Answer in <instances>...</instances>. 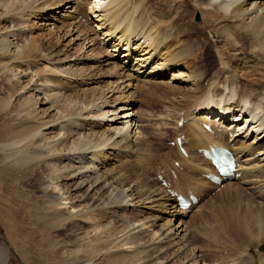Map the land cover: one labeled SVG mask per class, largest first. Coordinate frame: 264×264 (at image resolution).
<instances>
[{
  "label": "bare ground",
  "instance_id": "6f19581e",
  "mask_svg": "<svg viewBox=\"0 0 264 264\" xmlns=\"http://www.w3.org/2000/svg\"><path fill=\"white\" fill-rule=\"evenodd\" d=\"M152 1L0 0V72L6 73L7 82L15 80L11 87L21 89L22 101L25 99L22 107L12 108L17 123L8 130L11 136L9 139L7 137L3 146V157L9 158L23 175L35 174L33 184L43 194L41 200L50 210L49 220L73 222L90 219L97 225L74 233V236L80 234L76 238L80 242V249L75 251L83 254V264L93 263L92 255L96 250L93 248V235L97 236L96 240L109 235L103 253L94 254L100 256V259L113 256L109 264H116L117 261L120 264H140L138 261L142 257H150L151 261L171 258L177 264H241L243 261L240 257L238 261L232 258L225 263L205 259L202 253L205 250L192 246L194 242L191 244L188 223L200 206L203 195L206 198L217 188L219 191L223 189L225 194L236 190L235 187L237 190L240 188L254 202L264 204V91L257 90L264 83L257 81L258 87L250 86V90L254 91L252 93L247 89V84L242 82L249 78H245L249 73L262 75L264 81V69H258L262 63L253 67L243 65L238 56L245 50H250L251 54L264 52V5L260 0H189L186 3L182 0ZM191 6L204 7L205 20L201 25L207 27L209 33L219 39L218 42L223 43L220 44L221 49L238 51L235 54L237 57L226 62L223 59H229L228 54L226 56L224 52H216L217 67L200 63L202 57L205 56L206 60L209 58L205 45L215 50L218 48L216 44L207 41L208 37H200L187 23L188 7ZM63 7L65 11L69 9V14L66 13L68 15L60 14L66 17L65 23L27 39L29 32L24 28V16H41L48 9L56 13ZM85 8H88V12ZM89 16L94 22L91 28L86 27L81 20H88ZM73 28H76L75 32H82L77 33L80 37L71 38ZM10 35L17 36V40L12 42ZM53 38L68 39L70 44L81 38L82 42L89 39V45H99L101 57L96 60L91 58L93 64L82 67L85 58L78 53L84 46L80 44L81 50L76 54L70 52L74 54L70 55L68 47L64 51L61 47L53 49ZM104 46L112 47V50L107 53ZM120 50L123 52L122 58L117 61L116 52ZM98 67L105 68L102 70L106 72L105 76L95 71ZM29 70L34 73L30 74ZM167 74L170 77L165 78ZM99 78L105 81V84L101 81L103 86L98 85ZM41 85H47V88L41 90L43 93L49 92L50 88V91H56V98L48 108L41 107L45 103L38 98ZM150 87L166 88L171 95H157L160 98L157 101L164 108V113L159 112L164 114V118L158 120L160 124H144L142 121H149V118L135 108L142 101L140 97L152 94ZM10 100V96L1 98V107L9 104ZM51 106L57 109L56 113L50 114ZM108 117L110 119L104 121ZM113 120L120 126L111 127ZM203 121L210 125L211 130L202 127ZM180 122L182 124L179 126ZM63 125L65 138L57 139L62 128L57 132L55 129ZM170 126L174 127L172 140L176 145V138L180 139L187 155L176 146L167 147V153L163 155L155 150L154 141L164 138ZM209 146H222L234 152L238 165L233 177L214 183L203 176L210 172L217 174L209 160L199 152L201 148ZM151 156L155 160L160 159L159 165L175 177L177 187L181 184L179 175L185 169H188V174H192L190 170L198 173L202 182L189 186L195 191H181L170 185L168 172L163 170L167 179L166 186L149 178L152 185L141 184L131 175L133 171L127 170L138 168L144 163L149 166L150 162L147 164L146 161ZM87 159L95 165L91 171L97 176L92 180L87 175L90 169L83 171L85 166L81 165ZM112 159L119 161L117 168L123 171L121 174L106 168ZM56 162L59 164L55 165ZM64 162L65 168L59 166ZM156 168L161 173V169ZM104 184L111 188L110 194H107ZM204 185H211L213 189L207 188L204 191ZM172 192L188 199L192 194L200 201L183 209L179 207ZM125 198L130 201L135 214H141L142 217L134 219V227L130 230L122 226L119 229L113 228L111 233L107 222L99 221L101 217L98 219L95 215L104 210L113 218L123 217L127 210L122 201ZM18 199L24 204L31 200L22 192L18 194ZM90 201H97V204L89 205ZM240 214L226 207L223 214L215 218L218 225L214 232L227 235L232 240H237L243 234L245 236L241 242L245 244L250 241L253 225L251 215ZM154 227H158V230L154 231ZM129 233L135 234L136 240H142L141 245L136 242L131 245L133 239ZM162 243L165 246L160 248ZM153 246L159 252L154 251L146 256L145 253H148V249L151 251ZM239 248L238 253L242 255L246 248ZM123 249L126 253L121 252ZM118 253L121 260L114 262V256ZM10 261L9 249L0 243V264H11ZM259 264H264V260H260Z\"/></svg>",
  "mask_w": 264,
  "mask_h": 264
},
{
  "label": "rangeland",
  "instance_id": "374dc122",
  "mask_svg": "<svg viewBox=\"0 0 264 264\" xmlns=\"http://www.w3.org/2000/svg\"><path fill=\"white\" fill-rule=\"evenodd\" d=\"M85 1H87V0H85ZM182 1L186 3L189 0H182ZM260 1L264 5V0H260ZM151 2H153V1L151 0ZM154 5H156V4H154ZM65 9H66L65 7H63L62 9L59 8L56 11V13H53L55 11L48 9L41 16L36 15V14L29 15L30 17L24 16L23 19L26 21L24 23V28L27 31V33L29 32L27 39L29 40L31 38L30 36L40 35V33L42 34L43 31H44L43 33H46V32H48V30L49 31L53 30L55 27L57 28L62 23H65L67 21L66 17H61V15H60L61 13L64 14L65 16L69 14V9H67V11H65ZM188 10H189V15L187 18V23L190 24L191 28L200 37H202L203 35L206 38L208 37L207 41L211 44L212 43H214V45L216 44L217 45L216 47L218 48L215 50V48L210 47V45H208V44L205 45L204 49L209 51V58H208V60H206L205 56L202 57V59L200 60L201 64H203L204 66L209 65V66H212L213 68L217 67L218 66V63H217L218 56H217L216 52H224V54L226 56L228 54L227 57L229 59H227V58L223 59L226 62L231 61L233 57H237V55L235 56V54L238 51H235V50L233 51V49H230V50L229 49L228 50L221 49L222 47H220V44L222 45L223 43H221V41L218 42L219 39L216 38L215 35H211L209 33L207 27L204 28L203 25H201L203 23V21L205 20L204 19L205 18L204 7L200 6V8H194V6L193 7L191 6V7H188ZM85 11L88 12V8H85ZM58 12H60V13H58ZM66 13H68V14H66ZM220 13L222 15H224L223 12H220ZM54 16H55V18L52 19V17H54ZM48 18H51V19H48ZM81 20H82L83 24H85L86 27L91 28L93 26L92 24L94 22L90 16H89L88 20H86L85 18H82ZM49 24H51V25H49ZM18 26L21 27L22 25L21 26L18 25ZM28 27H30L29 31L27 30ZM185 28L187 29L188 26H186ZM10 29H12V28H10ZM75 30H76V28H73V32H72L73 36L71 38L81 36L79 34H82V32H80V33L75 32ZM77 33H79V34H77ZM76 35H78V36H76ZM19 36H21V35L19 34ZM41 36L43 37V35H41ZM10 38H11L10 40L12 42L13 41L15 42L17 40L16 39L17 36L15 37L14 35H12V37L10 35ZM82 38L80 40L74 41L73 44H70L71 42L69 43L68 39H65V40L58 39L57 40V39L53 38L52 42L54 44H51V46H53V49H56V50L58 49L57 47H59V48L61 47L63 51L66 47H68V49H69L68 54L74 55L72 53H75V52L77 53L78 50L79 51L81 50V49H79L80 44H81V47L82 46H84V47L78 53V55L80 57L83 56L82 58H85L82 61L83 62L82 67L91 66L94 62V61H91V58L96 60V58L99 59L101 57V54H99V52H98V49L100 47H99V45H89L90 44L89 39L85 40L84 41L85 43H84V42H82L83 41ZM23 39H25L24 36H23ZM61 44H63V45H61ZM201 45L204 46L203 43ZM105 47L107 48L106 49L107 53H109L112 50V47L104 46V48ZM12 49H14V47H12ZM83 51H84V53H83ZM70 52H72V53H70ZM247 52L250 54H248ZM122 53H123L122 50L116 52V54H117L115 57L116 60L119 58H122ZM263 53L264 52H262V51H258L257 53L252 52V54H251L250 50H248V51L245 50L244 53L242 52L238 56H239V60H240L241 64H243V65L247 64L246 66L251 65L253 67V65H259L260 63H262L261 64L262 66H260L258 68L259 70H261V69H264V54ZM223 57H225V56H223ZM71 59H73V58H71ZM235 59L236 58H234L233 60H235ZM79 67H81V65H79ZM104 69L105 68H99L98 67L95 69V71L101 72V74H104V76H105L106 72L102 71ZM28 72L30 74L34 73L30 70ZM249 74H250L249 76H245L246 79L249 77L247 79L248 81L245 79H244L245 81L242 80V82L244 84H247V86H248V88L246 87L247 89L250 90V86H251V88L258 87V84L256 83L257 81L264 83V81H262V77H263L262 75L257 74V73H249ZM166 77L168 78V77H170V75L167 74L165 76V78ZM7 78H8V76L6 75L5 72H0V101H1V98H7L9 96L11 97L9 104H7L3 107H1V104H0V243L5 244V246L9 249L10 256H11V261H10L11 264H83V262H84L83 254L81 253L82 254L81 255L75 251L76 249H80V242L76 239L80 236V234L78 236H74V233H76L77 231H82L83 228L89 229L92 227L91 225H93L92 228H94V225H96V224L94 222H92L90 219H88V221L90 220L89 222L87 220L86 221L85 220H83V221L79 220V221H73V222L72 221L61 222L60 220H55V221L49 220L48 218L51 217L50 216V210H48L49 208L41 200V197H43V194H41L39 191H37L36 188L34 187V184H33L32 179L33 178L35 179V174L33 176L26 175V174L23 175L22 172H20V168L13 165L12 161L9 158L3 157V154H5V151L3 150V146H4L5 142H7V140H6L7 137L9 139V135H10V134L8 135V130H10L12 127H14L17 123L16 117L14 114L15 113L14 109H16L17 106L22 107L21 104H24V102H25V99H24V101H22L23 97H22L21 89H19L16 86H13V88L11 87V85L13 84V82H15V80H9L7 82L6 81ZM23 79H26V78H23ZM98 80H99V84H98L99 86H103L105 84L104 83L105 81H103L102 79L99 78ZM251 80H254L255 83H253ZM101 81H103L104 84ZM249 84H251V85H249ZM43 85H41L42 88H40V92L43 89V87L47 88V85H45V86H43ZM261 85L263 87L257 88L258 91L259 90L264 91V84H261ZM9 87L11 89H9ZM150 88H151L150 90H151L152 94L149 96L140 97V100L144 101V103L142 101H140L137 103V105H135V108H137L139 111H141L144 114V116L146 115L149 118V121H142V122H144V124L146 123V125L152 124L154 122L159 123L158 120H161L162 118H164V114H162V113H164V111H163L164 108L162 109L163 104L158 102V101H160V98H158L157 95L158 94H160V95L168 94V96H171L169 90L166 88H161V87H157V88L150 87ZM50 89H48L49 92H45V93L41 92V95L39 94V96H38L39 99L44 100L45 104L41 105V107H43V108H45V107L48 108L47 106H49V104L52 103L51 101L55 100V98H56L54 96L56 91L55 90H54L55 92L50 91ZM250 91L252 93H254L253 90H250ZM27 95L29 96V93H27ZM59 95L60 94L58 93L57 96H59ZM24 96H26V95H24ZM119 105L120 104H118L117 106H119ZM51 107H52V109H51ZM51 107L49 108V112H51L50 114L56 113L57 109L53 106H51ZM12 108H14V109H12ZM159 112H162V113L160 114ZM109 114H111V113H109ZM119 116H120V114L117 115L116 117L119 118ZM116 117L114 118V120H116ZM108 119H110V117L105 118V120L104 119L103 120L106 121ZM114 120L112 121L111 127L120 126L119 123H115ZM172 126H170V128L167 129V132H166L167 134L165 133L164 138H162L161 140L154 141L155 150L161 155H163L164 153H167V150H168L167 147H173L174 146L173 145L174 141L172 140L173 139L172 133H173L174 127L172 128ZM60 128H62V130H61L59 136H56V138L57 137L58 138H65V134L63 135V132L65 130L64 125L57 127V130L55 129V132H57ZM147 131H150V129L148 130V128H147ZM137 152L139 153L140 151H137ZM89 161L90 160L84 161L85 164H83V163L81 164V165H84L86 167V168L85 167L83 168V171H85V169H87V170L90 169V171H91V169L93 170L95 168V165L94 164L92 165V162L91 161L89 162ZM135 161L137 162V160H135ZM109 162H110L109 163L110 165H108L109 167L107 166L106 168H110L112 172L117 171L116 173L119 172L118 174H121L123 172V171H121L120 168H117V166L119 164V161H117V159H112ZM147 162L148 163L150 162V163L148 164ZM159 162H160V159L155 160L154 157L151 156L149 161L148 160L146 161V163L150 167L145 165V163H144L141 166H138V168L134 167V169H128L127 172L133 171V172H131L132 173L131 175L135 176V178L141 184L144 183L145 185H148V184L152 185V182H150L149 179H154V181L156 179V181L160 184V181H159L158 175H157L158 174L157 173L158 168H156V167H159L161 169L163 176H164L163 170H165L166 173L168 172L167 175L169 178V182L171 183V185L173 187L180 189L181 191H185V192L188 191V188L193 190L192 189L193 187H189V186H193L195 184H199L202 182V180L198 176L199 175L198 173L190 170V172H192V174H188L186 172L188 169H185V171L181 172L179 175V177H180L179 182L181 184H179V187H177L174 183L175 177L173 178V176L170 174V172L167 169L162 168V166L159 165ZM57 164H59V162H56L55 165H57ZM62 164L63 165L60 164L59 166H62V167L64 166V168H65V166H66L65 162ZM154 164H155V166H154ZM171 165H172V163H171ZM177 166H178L177 163H175V167H177ZM90 171L87 172V175L89 176V180H92L95 178V176H97V174L93 173L92 171L90 172ZM180 171H181V169H180ZM182 174H184L183 177H181ZM130 180H131V178H130ZM180 180H182V181H180ZM86 187H87V185L84 188H86ZM234 187L235 186H233V188ZM105 188H107V190H108L107 194H110L111 188H109L107 184H104V189ZM202 188L204 191H207V188L213 189V186L204 185ZM235 189L237 190L236 187H235ZM239 189L240 188H238L237 191L233 189L232 192L225 194V193H223V189H222V191L221 190L219 191V189L217 188L216 190L211 191V193L209 194L208 197L205 198V196L203 195L200 206L196 210L195 215L193 217H191L190 222H189L190 224L188 223V225L190 227L189 230L191 231V236H192L191 244L194 242L192 246L200 247L199 248L200 250L201 249H203L205 251L207 250L206 252L201 250L202 253L204 252L203 256L207 260H209V259L210 260H217V261L225 263L228 259H232V258L234 259V261H238L237 258L240 257V259L243 261V262H241V264L242 263L243 264H259L260 260H264V204L262 205V204H259L258 202H254L253 198H251L247 192H245L243 190H239ZM193 191H195V190H193ZM21 192L23 193L24 196L30 197L32 201L30 200V202H28L26 204L22 203L20 201V199H18V194ZM122 201H123V204H126V206H127L126 207L127 210L125 211L123 217L121 216V217L115 218V216H114V218H113L112 216L108 215L104 210L102 211V213H100V214L98 213L97 215H95V216H97V218L101 217V219L99 221L107 222V225L109 226V228L111 227L110 228L111 233L113 232V230H112L113 228L119 229V228H122V226L126 228L125 230H130L131 228L134 227V219H141L140 216L142 217L141 214H138V216L135 214V211L132 209V207L130 205L131 203H130V201H128L127 198H125ZM96 202L92 203V201H90L88 204L89 205H91V204L95 205V204H97ZM128 204H129V206H128ZM245 204H246V206H245ZM226 207H230L231 209L236 211L238 214L241 213L240 215H243V214H247L248 216L251 215L250 218L252 219L253 225L251 227L252 231L250 230L251 231L250 235L252 236V239H250V241L253 240L254 238H256V239H254L251 242L248 241L244 244L243 242H241V240L244 239V236H245V235L243 236V234H240V237H238V239H240V240L237 241L238 239L232 240L227 235L226 236L224 235L225 236L224 237V236L218 234V232H214V231H217L216 226L218 225V223H215L216 222L215 218L218 219V214H223V210H225ZM159 215L162 216L161 214H159ZM91 216L95 217L94 215H91ZM162 217H165V216H162ZM58 221H60V222H58ZM109 221H110L111 225L109 224ZM90 222H92V223H90ZM207 226H208V228H207ZM72 228H74V229H72ZM212 228H213V230H212ZM147 230H149V229H147ZM153 230L157 231L158 227H154ZM98 231H100V230H98ZM128 235L130 237H132V239H133V242L131 245H135L134 242L141 245V243L143 242L142 240H138V239L136 240V238L134 237L135 234H133V233L132 234L129 233ZM106 236L107 235H105L102 239L96 240L97 236L95 237L93 235V238H92V243L94 244L93 248L96 249L94 254L98 255L100 253H103V250L105 249V247L108 244L107 239L109 238V235L107 237ZM236 238H237V236H236ZM237 242H240V243L237 244ZM97 243H99V244H97ZM235 243L237 244V248H236ZM247 243H249V244L247 245ZM163 244L164 243H162L160 245V248L165 246V244L164 245ZM96 245H98V246H96ZM156 246H157V248H159L158 244ZM156 246H153L151 248L152 249L151 251H150V249H148L149 250V251H147L148 253H145L146 256H147V254L152 253L154 251H155V253L159 252L160 248L158 250L156 248ZM219 246H221V247H219ZM225 246H226V248H225ZM243 246H245V247H243ZM239 247H243L244 249L247 247L245 249L246 253L243 252L242 255L240 253H238ZM243 248H239V250L243 249ZM161 250H164V248ZM121 252L126 253L124 251V249L121 250ZM94 254L92 255L91 262H93V263H91V264H96V263L97 264L98 263L99 264H109L108 263L109 260H112V258H113V256L111 255L112 257L103 256L102 259H100V256H96ZM118 254L114 256V260H113L114 262H116L117 260H121V255L120 254L118 255ZM163 254H164V252H163ZM170 259L169 258L167 260L166 259H152V261H151L150 257L149 258L142 257V259L140 261H138V263L141 264L143 262L144 264H177V261L175 259H172V260H170ZM98 260H99V262H98ZM116 264H120V262L117 261Z\"/></svg>",
  "mask_w": 264,
  "mask_h": 264
}]
</instances>
